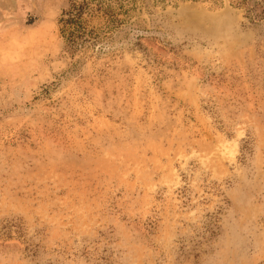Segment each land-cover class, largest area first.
Returning <instances> with one entry per match:
<instances>
[{
  "label": "rangeland",
  "instance_id": "374dc122",
  "mask_svg": "<svg viewBox=\"0 0 264 264\" xmlns=\"http://www.w3.org/2000/svg\"><path fill=\"white\" fill-rule=\"evenodd\" d=\"M222 1L72 57L69 0H0V264H264V23Z\"/></svg>",
  "mask_w": 264,
  "mask_h": 264
},
{
  "label": "trees",
  "instance_id": "16d2710c",
  "mask_svg": "<svg viewBox=\"0 0 264 264\" xmlns=\"http://www.w3.org/2000/svg\"><path fill=\"white\" fill-rule=\"evenodd\" d=\"M141 0H69L59 19L60 34L64 42L63 52L69 56H83L88 50L97 54L117 48L116 33L124 30V41L129 43L130 34L138 39L140 28L134 26L133 16ZM166 2L168 0H158ZM221 5L222 0H207ZM235 8L241 9L251 22L264 23V0H230ZM30 20L28 23H32ZM79 59L72 64L76 65ZM19 224L4 225V233L10 236L8 228ZM1 231V230H0ZM19 232V230H18Z\"/></svg>",
  "mask_w": 264,
  "mask_h": 264
}]
</instances>
